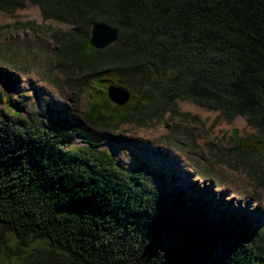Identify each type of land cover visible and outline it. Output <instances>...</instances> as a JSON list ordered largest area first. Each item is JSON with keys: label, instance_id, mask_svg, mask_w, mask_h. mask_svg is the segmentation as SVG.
<instances>
[{"label": "trees", "instance_id": "trees-1", "mask_svg": "<svg viewBox=\"0 0 264 264\" xmlns=\"http://www.w3.org/2000/svg\"><path fill=\"white\" fill-rule=\"evenodd\" d=\"M26 3L43 21L71 27L49 38L73 110L87 98L76 112L86 127L114 133L167 114L187 120L179 100L226 122L244 118L255 134L235 135L224 154L264 190V0H0V13ZM92 25L116 29L117 42L90 48ZM13 27L0 31L21 30ZM20 55L28 64L39 57L30 48ZM108 86L125 88L128 104L111 105ZM68 129L0 119V226L14 244L6 264H264L263 229L177 189L159 194L152 181L161 177L124 170L106 151L71 148Z\"/></svg>", "mask_w": 264, "mask_h": 264}, {"label": "rangeland", "instance_id": "rangeland-1", "mask_svg": "<svg viewBox=\"0 0 264 264\" xmlns=\"http://www.w3.org/2000/svg\"><path fill=\"white\" fill-rule=\"evenodd\" d=\"M25 24L38 30L22 29ZM13 26L21 30L0 31V56L6 59L0 63V119L38 120L43 126L65 122L71 148L106 151L124 170L141 167L145 173L161 177L162 181H152L159 194L177 189L218 215L264 230V190L249 181L240 168H234L224 154L231 149L235 135L245 138L255 134L244 118L226 122L216 112L179 100V113L188 115L187 120L167 114L150 128L126 124L114 133H97L76 114L88 108L86 96L78 97L75 112L71 100L75 95L56 72L55 45L49 35L53 31L68 33L71 27L43 21L38 7L30 3L11 14L0 13V29ZM29 48L39 54L34 64L19 60ZM81 82L73 81L76 85ZM10 238L0 226V264L7 263L14 246Z\"/></svg>", "mask_w": 264, "mask_h": 264}, {"label": "water", "instance_id": "water-1", "mask_svg": "<svg viewBox=\"0 0 264 264\" xmlns=\"http://www.w3.org/2000/svg\"><path fill=\"white\" fill-rule=\"evenodd\" d=\"M119 32L116 29L92 25L88 33L90 48L101 51L113 45L118 40ZM130 93L121 86H108L106 88L107 101L116 107H123L130 101Z\"/></svg>", "mask_w": 264, "mask_h": 264}, {"label": "bare ground", "instance_id": "bare-ground-1", "mask_svg": "<svg viewBox=\"0 0 264 264\" xmlns=\"http://www.w3.org/2000/svg\"><path fill=\"white\" fill-rule=\"evenodd\" d=\"M172 161H175V159H172Z\"/></svg>", "mask_w": 264, "mask_h": 264}]
</instances>
